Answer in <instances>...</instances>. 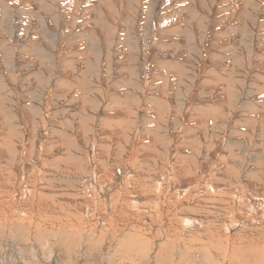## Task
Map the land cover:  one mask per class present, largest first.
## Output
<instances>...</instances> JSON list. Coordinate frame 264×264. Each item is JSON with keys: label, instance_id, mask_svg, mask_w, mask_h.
<instances>
[{"label": "rangeland", "instance_id": "obj_1", "mask_svg": "<svg viewBox=\"0 0 264 264\" xmlns=\"http://www.w3.org/2000/svg\"><path fill=\"white\" fill-rule=\"evenodd\" d=\"M0 189V264H264V0H0Z\"/></svg>", "mask_w": 264, "mask_h": 264}, {"label": "bare ground", "instance_id": "obj_2", "mask_svg": "<svg viewBox=\"0 0 264 264\" xmlns=\"http://www.w3.org/2000/svg\"><path fill=\"white\" fill-rule=\"evenodd\" d=\"M45 57V56H44ZM47 58V57H46ZM53 60V59H52ZM50 61V60H49ZM53 65V64H52ZM6 93V92H5ZM6 173V172H5ZM197 175V174H196ZM13 177V176H12ZM48 184V183H47ZM1 190V189H0ZM9 192V191H8ZM5 193V192H4ZM2 194V193H1ZM243 196V195H242ZM262 197V196H261ZM2 199V198H1ZM0 199V200H1ZM261 199V198H260ZM263 205V204H262ZM263 207V206H262ZM9 208V207H8ZM11 208V207H10ZM13 208V207H12ZM110 209V208H109ZM139 209V208H138ZM11 210H13V209H11ZM10 210V211H11ZM7 211V210H6ZM10 211H9V213H10ZM210 211V210H209ZM1 214V213H0ZM155 214V213H154ZM1 215H3V214H1ZM9 215V214H8ZM13 215H14V213H13ZM177 215V214H176ZM219 215V214H218ZM4 216V215H3ZM15 216V215H14ZM132 216V215H131ZM8 217V216H7ZM231 217V216H230ZM3 218V217H2ZM14 218V217H13ZM12 218V219H13ZM154 218V217H153ZM186 218V217H185ZM9 219V218H8ZM192 217H189V218H186V220H185V222H184V225H185V231H188V229L189 228H192L193 230H194V228L196 227V226H201V224H202V221H201V219H199V218H194V220L195 221H197L198 222V225H196L195 223H190L192 220ZM255 219V218H254ZM4 220V219H3ZM6 220V219H5ZM157 220V219H156ZM41 221V220H40ZM152 221V219L150 218V222ZM155 222V221H154ZM218 222V221H217ZM243 222V221H242ZM4 223V222H3ZM157 223V222H156ZM2 224V223H1ZM6 224H8V223H6ZM86 224V223H85ZM89 224V223H88ZM208 224V223H207ZM213 224V223H212ZM212 224H210L211 226H212ZM16 225H18V224H16ZM32 225V224H31ZM41 225V224H40ZM183 225V226H184ZM217 225V224H216ZM6 226H8V225H6ZM19 226V225H18ZM145 226V225H144ZM181 226V225H180ZM183 226H182V228H183ZM195 226V227H194ZM204 226V225H203ZM237 226V225H236ZM17 227V226H16ZM21 227V226H20ZM146 227V226H145ZM150 227V226H149ZM219 227V226H218ZM36 228H37V226H36ZM39 228V227H38ZM181 228V232L183 231V229ZM200 228V227H199ZM217 228V227H216ZM231 228V227H230ZM237 228V227H236ZM31 229V228H30ZM29 229V230H30ZM39 229H41V228H39ZM38 229V230H39ZM175 229V228H174ZM226 229V228H225ZM6 230V229H5ZM35 230V229H34ZM42 230V229H41ZM40 230V231H41ZM45 230V229H44ZM43 230V231H44ZM145 230V229H144ZM192 230V231H193ZM213 230V229H212ZM229 230V229H228ZM21 231V230H20ZM32 231V230H31ZM39 231V232H40ZM47 231V230H46ZM128 231H129V229H128ZM170 231V230H169ZM173 231V230H172ZM196 231V230H195ZM195 231H193L194 233H195ZM184 232V231H183ZM51 233H52V231H51ZM50 233V234H51ZM59 233V232H58ZM57 233V234H58ZM71 233H74L73 231L71 232ZM76 233V232H75ZM189 233V232H188ZM263 233V232H262ZM31 234H33L32 232H31ZM46 234V233H45ZM53 234V233H52ZM77 234H78V232L76 233V235H75V238L74 239H72V240H75L76 241V237H77ZM5 235V234H4ZM10 235V234H9ZM63 235H64V233H63ZM72 235V234H71ZM157 235H159V233L157 234ZM192 235V234H191ZM32 236V235H31ZM36 236V235H35ZM43 236V235H42ZM49 236H51V235H49ZM56 237H57V235H55ZM66 236V235H65ZM73 236V235H72ZM78 236L80 237L81 235L80 234H78ZM86 237V236H85ZM50 238V237H49ZM55 238V237H54ZM68 238H71V237H68ZM68 238H66V239H68ZM73 238V237H72ZM81 238V237H80ZM87 238V240H88V243L85 245V246H83L81 249H83V251L85 252V253H88L89 252V249L91 250V241H92V238L93 237H91V238H89V236H87L86 237ZM189 238V237H188ZM41 239V238H40ZM40 239H38L39 241H40ZM149 239V238H148ZM171 239V238H170ZM193 239V238H192ZM56 240V239H55ZM145 240H147V239H145ZM166 240V239H165ZM168 240V239H167ZM12 241V240H11ZM94 241V240H93ZM96 241V240H95ZM98 241V240H97ZM172 241H174V240H170L169 241V244L170 243H174V242H172ZM221 241V240H220ZM14 242V241H13ZM23 242V241H22ZM22 242H20V244L22 243ZM47 242V241H46ZM46 242H44V244L43 245H45L46 244ZM52 242H54V241H52ZM52 242H50V243H52ZM99 242V241H98ZM147 242V241H146ZM163 242V241H162ZM253 242V241H252ZM67 243V242H66ZM96 243V242H95ZM57 244V243H56ZM82 244V243H81ZM102 244V243H101ZM110 244V243H109ZM115 244V243H114ZM166 244H168V243H166ZM9 245V244H8ZM67 245H69L68 243H67ZM99 245H100V242H99ZM171 245V244H170ZM192 245V244H191ZM199 245V244H198ZM1 246H2V244H1ZM167 246V245H166ZM197 246V245H196ZM230 246V245H229ZM31 247V246H30ZM69 247V246H68ZM68 247H66L65 246V249L67 248L68 249ZM93 248L95 247V246H92ZM106 247V246H105ZM112 247V246H111ZM125 247V246H124ZM170 247V246H169ZM172 247V246H171ZM186 247V246H185ZM10 248V247H9ZM98 248V247H97ZM99 248H100V246H99ZM98 248V249H99ZM104 248V247H103ZM110 248V247H109ZM184 248V247H183ZM263 248H264V246H263ZM8 249V248H7ZM31 249V248H30ZM29 249V250H30ZM64 249V250H65ZM66 249V250H67ZM107 249V248H106ZM161 249V248H160ZM204 249V248H203ZM9 250H11V249H9ZM24 250H26V248L24 249ZM65 250V251H66ZM69 250V249H68ZM102 250V249H101ZM104 250H105V248H104ZM104 250H102V251H104ZM110 250V249H109ZM168 250H169V248H168ZM193 250V249H192ZM208 250V249H207ZM13 251H14V248H13ZM72 253H73V251L72 250H70ZM82 251V252H83ZM100 251V250H99ZM102 251H100V252H102ZM191 251V250H190ZM189 251V252H190ZM194 251V250H193ZM199 251V250H198ZM11 252H12V250H11ZM15 252V251H14ZM23 252V251H22ZM97 252V251H96ZM106 252V251H105ZM107 252H108V249H107ZM120 252V251H119ZM145 252V251H144ZM188 252V253H189ZM25 253H26V251H25ZM90 253V252H89ZM103 253V252H102ZM112 253V252H111ZM110 253V254H111ZM140 253V252H139ZM186 253V252H185ZM187 253V254H188ZM200 253V252H199ZM203 253V252H202ZM243 253V252H242ZM67 254V253H66ZM65 253H63V254H59V256H58V258H57V260H55V257H54V259L53 260H51V264H59V263H63V264H71V263H69V262H67L66 261V255ZM75 254H76V252H75ZM90 254H92V253H90ZM107 254V253H106ZM124 254V253H123ZM248 254H249V250H248ZM97 255V254H96ZM102 255H104V254H102ZM112 256L114 255V254H111ZM190 255V254H189ZM218 255V254H217ZM7 256V255H6ZM11 256V255H10ZM72 257H74L73 256V254L71 255ZM105 256V255H104ZM164 256H167V255H164ZM243 256V255H242ZM33 257H34V255H33ZM32 257V258H33ZM69 257V256H68ZM89 257V256H88ZM99 257V256H98ZM101 257V256H100ZM110 257V255L109 256H107L106 258H105V261L107 262V260H108V258ZM153 257V256H152ZM156 257V256H155ZM154 257V258H155ZM214 257V256H213ZM239 257V256H238ZM257 257V256H256ZM255 257V258H256ZM19 258V257H18ZM38 258V257H37ZM146 258V257H145ZM151 258V257H150ZM215 258V257H214ZM214 258H212V259H214ZM217 258V257H216ZM229 258V260H230V264H236V261H235V255L234 256H231V257H229L228 255H227V259ZM246 258V257H245ZM248 259H249V257H247ZM20 259V258H19ZM34 259V258H33ZM71 259H73V258H71ZM87 259V257H86V255L84 254H82V253H80L79 252V254H78V256H76V258H74L73 260H72V263H75V264H89L90 262V260H86ZM91 259V258H90ZM110 259H112V257L110 258ZM109 259V260H110ZM76 260V261H75ZM150 260V259H149ZM160 260H161V258H160ZM192 260V259H191ZM209 260V259H208ZM255 260V259H254ZM15 261V260H14ZM17 261V260H16ZM20 261V260H19ZM43 261V260H42ZM64 261V262H63ZM93 261H94V259H93ZM92 261V262H93ZM103 261V260H102ZM151 261V260H150ZM154 261V260H153ZM245 261V260H244ZM246 261L249 263V261L246 259ZM245 261V262H246ZM18 262V261H17ZM38 262V261H37ZM95 262V261H94ZM116 262V261H115ZM164 262V261H163ZM166 262V261H165ZM97 263H98V261H97ZM104 263V261L102 262V264ZM150 263H152V262H150ZM225 263V262H224ZM243 263V262H242ZM254 263V262H253ZM44 264H48V263H45L44 262ZM50 264V263H49Z\"/></svg>", "mask_w": 264, "mask_h": 264}]
</instances>
